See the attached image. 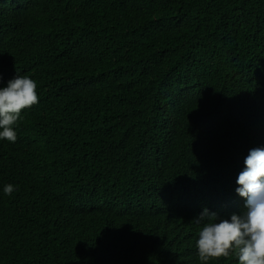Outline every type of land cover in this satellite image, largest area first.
Here are the masks:
<instances>
[{"label":"trees","instance_id":"16d2710c","mask_svg":"<svg viewBox=\"0 0 264 264\" xmlns=\"http://www.w3.org/2000/svg\"><path fill=\"white\" fill-rule=\"evenodd\" d=\"M17 74L39 102L0 140V264H200L194 218L242 212L264 0H0Z\"/></svg>","mask_w":264,"mask_h":264},{"label":"clouds","instance_id":"9594fccd","mask_svg":"<svg viewBox=\"0 0 264 264\" xmlns=\"http://www.w3.org/2000/svg\"><path fill=\"white\" fill-rule=\"evenodd\" d=\"M36 89L34 79L18 74L0 87V140L16 142L21 111L39 102ZM236 184L235 192L245 201L241 213L219 218L205 208L194 218L202 225L196 240L200 264L229 256L238 264H264V148L249 151ZM14 190L6 184L3 194L11 196Z\"/></svg>","mask_w":264,"mask_h":264}]
</instances>
